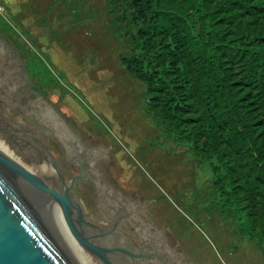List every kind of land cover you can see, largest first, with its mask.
<instances>
[{
  "label": "rangeland",
  "instance_id": "1",
  "mask_svg": "<svg viewBox=\"0 0 264 264\" xmlns=\"http://www.w3.org/2000/svg\"><path fill=\"white\" fill-rule=\"evenodd\" d=\"M0 8V34L17 48L23 89H35V96L54 103L73 123L98 128L106 137L103 148L118 144L129 183L150 193L199 264H264V248L249 241L233 211L222 207L210 164L164 133L144 83L121 63L130 49L126 6L109 0H0ZM6 150L20 168L47 183L40 177L51 174L48 167H28ZM40 210L49 231L62 238L59 212L42 203Z\"/></svg>",
  "mask_w": 264,
  "mask_h": 264
},
{
  "label": "trees",
  "instance_id": "2",
  "mask_svg": "<svg viewBox=\"0 0 264 264\" xmlns=\"http://www.w3.org/2000/svg\"><path fill=\"white\" fill-rule=\"evenodd\" d=\"M129 11L121 63L164 133L210 164L241 232L264 248V0H109Z\"/></svg>",
  "mask_w": 264,
  "mask_h": 264
},
{
  "label": "flooded vegetation",
  "instance_id": "3",
  "mask_svg": "<svg viewBox=\"0 0 264 264\" xmlns=\"http://www.w3.org/2000/svg\"><path fill=\"white\" fill-rule=\"evenodd\" d=\"M5 38L0 34L2 145L28 167H48L51 175L40 178L47 186L56 181L51 188L60 195L71 185L70 198L82 206L84 237L108 249L111 264H199L150 193L129 183L118 144L103 148L106 137L98 128L73 123L54 103L35 96V89H23L17 48L12 50Z\"/></svg>",
  "mask_w": 264,
  "mask_h": 264
},
{
  "label": "water",
  "instance_id": "4",
  "mask_svg": "<svg viewBox=\"0 0 264 264\" xmlns=\"http://www.w3.org/2000/svg\"><path fill=\"white\" fill-rule=\"evenodd\" d=\"M37 179L0 156V264H77L61 236L54 237L41 219V203L59 212L84 254L96 264H111L105 257L109 250L84 237L82 206L70 198L71 185L62 196Z\"/></svg>",
  "mask_w": 264,
  "mask_h": 264
},
{
  "label": "bare ground",
  "instance_id": "5",
  "mask_svg": "<svg viewBox=\"0 0 264 264\" xmlns=\"http://www.w3.org/2000/svg\"><path fill=\"white\" fill-rule=\"evenodd\" d=\"M0 156L2 158H4L5 160H7L8 162L16 165L15 162L13 161L11 155L8 154L6 148L2 145L1 142H0ZM61 230H62V231H60L61 233L62 232L66 233L65 234L66 237L69 236V239L71 238L69 240V245L70 246H67V244L65 242H64V244L67 247V249L69 250L70 254L73 256V259L75 260V262L77 264H93L90 261L89 257L86 254H84L83 251L75 244V242L73 241L72 237L69 234L68 228H66L65 226H62ZM66 240H67V238H66Z\"/></svg>",
  "mask_w": 264,
  "mask_h": 264
},
{
  "label": "built area",
  "instance_id": "6",
  "mask_svg": "<svg viewBox=\"0 0 264 264\" xmlns=\"http://www.w3.org/2000/svg\"><path fill=\"white\" fill-rule=\"evenodd\" d=\"M0 10H1V8H0ZM1 13V12H0Z\"/></svg>",
  "mask_w": 264,
  "mask_h": 264
}]
</instances>
